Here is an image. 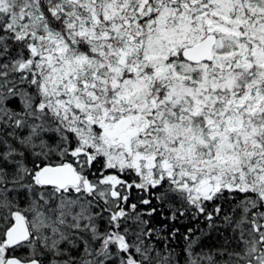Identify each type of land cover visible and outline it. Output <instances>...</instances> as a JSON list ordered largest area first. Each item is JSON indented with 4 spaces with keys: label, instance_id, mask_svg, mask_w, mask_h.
Instances as JSON below:
<instances>
[{
    "label": "rangeland",
    "instance_id": "rangeland-1",
    "mask_svg": "<svg viewBox=\"0 0 264 264\" xmlns=\"http://www.w3.org/2000/svg\"><path fill=\"white\" fill-rule=\"evenodd\" d=\"M56 1L62 2L59 10L56 8L60 15V20L59 18H54L53 22H58L65 30L71 26L68 23L76 22L75 25L80 26L79 29L81 31H75L76 33L74 29H71L75 33L69 38L72 44L76 43L79 37L86 38V41L91 39L89 45L82 46V51H86L89 55L100 56L102 54L104 55L103 59L115 56V61H117L124 53L132 55L134 47L133 45H128L127 42L133 35H125L123 37L122 50L115 55L110 52V47L104 43L105 41H101L103 50L101 46L89 49L91 44L100 41V37L106 38V36L97 37L94 34V30L97 29L95 28L96 25L98 29L103 27L102 22L99 21H111L105 13H98L97 17L91 16L92 9H90L89 4L92 7L93 0ZM123 1L124 6H126L127 1ZM137 1L139 12L142 14L150 13L149 5H152L151 3H148L147 0ZM254 2L251 3L248 0H187L183 3H153L154 11L156 12L153 21L150 25L144 26L148 29L146 31L143 30L142 35L135 37L138 39L135 41L140 46V52L139 59L135 65H128L126 69V78L130 79L125 81V85L121 86L117 92L113 90L109 95L110 98H114L113 103L116 114H113V117H117L122 115L121 111H125L129 105L132 108L134 107V99L130 100L129 97H137L136 94L142 92L141 100L144 103L142 111L140 112V107L142 106L137 105L136 111H131V113L142 115L152 123L151 130L145 133L147 141L140 143V145L148 144L153 150V152L146 155L148 160L153 161V169L148 168L149 164H144L140 170L148 185L150 181L154 184L159 180H163L164 177L169 179L176 177L184 180V192H189L192 197H197L202 195L198 186L199 180L207 179L210 181V189L215 190L220 186V179L222 178L213 174L215 170L218 174L222 171L235 174V170L240 167V164L235 163L231 158V154L228 155L229 162L223 163L224 168L220 166L224 159L219 156L218 150L219 148L227 149L228 145L222 143V141L223 136H231L230 127L223 116L221 133H213L209 122L212 115L209 112L213 110L215 103L221 101V106H216V112L224 114V111L228 108L225 100L227 99V102L230 101L236 88V82L244 81V78L249 75L246 73V68L242 67L248 56L245 42L257 39L259 43L255 52L257 54V62L261 63L263 61L261 54H264V49L262 46L260 47V35L263 33L264 26L255 30L251 28L250 31L246 29L249 27L247 22H243L240 19L241 16L248 18L254 14L264 15V0H255ZM121 10L122 7L118 12ZM29 14L28 10H23L22 13L16 14L12 8H9V5L7 6L5 2L0 0L1 25L4 23L9 29L20 27L9 38L11 47L14 48L19 43L17 41L23 40L25 50L31 51L30 58L27 57V59L24 57L20 58V53L17 56L10 54V51H13L11 48L3 49V53L0 55V119L6 121V125L12 124V130H17V146L26 148L32 156L37 154L47 156L52 155V151H55V154L57 151L58 153L62 152L60 149L64 143L66 144L68 134L62 136L61 139L57 138L56 147L50 144L46 145L44 140H40L38 129H44L43 124H41L42 119L39 118L40 111L38 109L40 105L36 110L33 108V104L31 105L30 99H28L26 92L23 91L24 88L21 86L25 80L22 82L21 80L23 78L28 80L36 78L43 88L51 91L57 90L65 82V90H68L70 85L75 82L79 72L85 77L86 67L91 69L89 78L91 82H101L100 74L102 71L98 68V65L97 67L94 65L96 61L89 60L87 54L82 55L80 53L76 55L77 52H75V55H73L74 46H65L62 41H59L58 33L50 36V31L46 29L48 27L44 29L47 36L36 35L34 40H31L30 33L27 34L25 28H22L21 31L23 25L29 24ZM52 16H56L53 15V10L50 11L47 17L50 18ZM39 17L41 18V15ZM255 17L257 20L261 18L258 15ZM82 18L84 19L82 20ZM111 22L112 25H120L121 13L114 15V22ZM232 24L242 28L232 29ZM207 33H215L217 35V42L214 48L216 62L214 60L211 67H200L201 75L198 80L184 77L185 71L181 67L178 69L179 73H177L175 65L178 64L180 66L179 50L185 45L199 41ZM5 41L6 39L1 38V43ZM236 53L237 58L235 59ZM117 71L120 70L117 69ZM15 73H18L17 75L21 74V76H15ZM70 73H75L74 76L71 75L72 78L69 76ZM209 92L210 94L207 95ZM187 98L189 106L186 105L184 100ZM14 100H16L17 106L11 107L10 103L14 102ZM58 103L60 105V102L52 101L49 105ZM42 105L46 106L44 103ZM173 108L179 110L176 115H172ZM194 108L195 112L193 111L188 115L187 113ZM78 110H80V114L84 115L85 111L83 112L79 108ZM79 112L76 114L77 119L74 115L68 120L69 124H72L69 125V128L74 129L76 128L75 126L91 128L93 124L81 120ZM100 115L99 112L97 117L100 118ZM190 116L192 119H189L191 118ZM198 117L201 119L200 123L197 120H193ZM184 119L186 122H183ZM202 124L203 126L200 128ZM22 131L26 132L23 134ZM253 133L258 132L247 131L245 135L248 136ZM70 134L72 138L82 145H99L105 141L102 134L100 139L96 141L79 138L78 134ZM204 135L207 138H204ZM13 137H15L14 134ZM209 138H214L217 142L216 145L210 146L206 144L205 140ZM41 148L43 149L40 151ZM141 148L143 147L141 146ZM66 151L67 148L65 149ZM9 153H11L10 149ZM12 155L14 158L17 157L14 154ZM110 156L112 166L122 170L127 169L124 167V161L120 153L115 151L112 155L110 153ZM10 166H12L11 171L7 170L5 172L0 169V200L9 198V194L12 192L20 191L22 184L27 181L24 179L25 169L23 165L16 162L14 165L10 164ZM137 170L139 169L137 168ZM127 171L129 173L134 172L133 169H127ZM11 174L12 176H10ZM68 199L74 200V198L69 196L63 198L52 193L36 195V197L32 193L30 194L29 206L26 211L29 214V225L31 227V223H33L34 230L31 227L33 239L26 246L27 253L41 254L43 251L48 250V247L55 248L62 241L69 239L70 234L62 233L58 226L63 224L65 220V216L59 218L60 215H63L62 213L57 212L58 216L54 217L51 223L47 222L50 218L44 215L47 206L56 210L59 206L69 205L70 201ZM8 208V205H1L0 215H3ZM71 210L72 206L66 207L65 213ZM126 219L128 224H133L132 217L126 216ZM55 223L58 224L55 225ZM250 229H257V227L253 226ZM64 242L70 243L68 241ZM245 244H249V246L246 247V254L243 255L244 263L238 264H245L251 254V250L255 248V245L248 240ZM85 260L87 261L88 258H85ZM57 261L61 264H66L61 260L57 259ZM246 264L250 263L246 262Z\"/></svg>",
    "mask_w": 264,
    "mask_h": 264
},
{
    "label": "flooded vegetation",
    "instance_id": "flooded-vegetation-1",
    "mask_svg": "<svg viewBox=\"0 0 264 264\" xmlns=\"http://www.w3.org/2000/svg\"><path fill=\"white\" fill-rule=\"evenodd\" d=\"M126 1V6H124L123 0H93L92 7L89 4L90 9H92L91 16L93 17H97L98 13H105L108 19L110 18L111 21L114 22V15L121 13L120 25H112L111 21H99L97 19L99 22H102L103 27L98 29L96 25L95 28L97 29L94 30L96 36L111 37L108 39L110 46L112 49H116L117 53L122 50L123 37L125 35H133L127 42L128 45H133L134 47L132 55H130V53H124L117 61H115V56H113L107 58L105 62L107 66V73L105 76L107 84L103 87V89L106 90L103 104L100 108L102 117L95 128L100 137L101 134L103 135L105 141L96 145V148L95 145L86 144L84 145V149H80L78 145L81 143L73 138L72 140H67L66 144L64 143V145H62L60 150H62L64 156L56 155L53 153L55 151H52V155H42V157L33 156L35 158L32 165L29 163V158L24 157L23 160V168L25 169L24 179L27 181L21 186V192L23 194L22 214L28 224L29 214L26 209L29 206L31 193L35 197L36 195L52 193L62 196L63 198L66 196L74 198V200L68 199L70 201L69 205L59 206L56 210L47 206L44 215L50 218L47 220L48 223H51L52 219L58 216L57 212L63 214L60 215L59 218L65 216L64 223L58 226L62 233L70 234L69 239L64 240L70 243L67 244L62 241L59 245H74L77 249L78 258L81 259H70L67 258L68 256L63 257L62 255L64 252L57 250L56 247H48L50 252L45 250L41 254L31 255L27 253L29 257L36 258L39 264H61L57 259L66 264H110L111 260H114V263L123 264V257L126 254V241L136 244L139 240V237L132 235L135 228L127 231L128 227L132 224L127 223L126 210L137 207L136 205L128 203L133 197L138 198V194L144 193L143 189L145 190V187L151 186L152 188H156L151 181L148 185L145 181L146 178L141 175L140 171L144 164H149L148 168L153 169V161L146 158L147 153L153 152V150H151L148 144L140 145V143L147 141V135L145 133L151 130L152 123L142 115L131 113V111H136L137 105L142 106L140 107V112L142 111L144 105L141 100L142 92L136 94L137 97H129L130 100L134 99V107L132 108V106L129 105L125 111H121L123 114L117 117H113V114H116L113 103L114 98H110L109 95L113 90L117 92L121 86L125 85V81L130 79L126 78V69L128 65H135L139 59L140 52V46L136 43L135 40L137 38L135 37L142 35V31L148 29L144 26L150 25L153 21L156 13L153 3H183L187 0H147V2L152 5L148 4L150 13L145 14L138 11L139 4L137 0ZM248 1L255 3V0ZM106 2H108V4H106ZM121 7L122 10L118 12ZM256 15L261 16V18L257 20L255 17ZM240 19L243 22H247L249 27L246 29L250 31L251 28L255 30L258 27L264 26L263 14H254L248 18H243L241 16ZM234 20L233 22H235ZM239 28L242 27H237L236 24H232V29ZM263 36L264 27L263 33L260 35V47L262 46L264 49ZM104 39L102 38L100 40L102 42L106 41ZM102 42L101 45H103ZM245 43L248 56L245 63L242 64V67L246 68V73L249 75L244 78V81L236 82V88L230 101L227 102V99L225 100L228 108L224 111V114L216 112V106H221V101L214 104L213 110L209 112L212 115L209 122L212 126L213 133L220 134L223 129L222 118L224 116L230 127V142L231 145H233L235 156L238 157L241 162L246 163L245 171L235 172V177L238 180L237 185H239V180L241 183L242 181H246L244 193L246 194L247 206L244 208L245 212L243 213L248 220V230L250 234L241 237L240 240H244V246L246 247L249 246V244H245L247 240L255 245V248L251 250L249 263L264 264V54H261L263 61L258 63L257 54L255 53L256 47L259 44L257 39H251L249 42ZM180 56L181 51L179 50V57ZM213 57L215 59L213 58V61L209 64H191L189 62L180 61V66L178 64L175 65V71L179 73L178 69L181 67L185 71L184 77L198 80L201 75L199 68L202 66L211 67L214 60L216 62V55L214 54ZM236 58L237 53L235 55V59ZM116 68L120 71H117ZM100 77H104V74L101 73ZM138 78L141 79L140 77ZM107 85H109L111 89L107 88ZM209 94L210 92L207 95ZM184 100L186 101V105L189 106L188 98ZM193 111L195 112V108L187 114L189 115ZM178 112L179 110L174 109L172 115H176ZM121 118H125L127 121V128L123 132H119L114 128L116 121ZM199 118L200 117L194 118L193 120H197L200 123L201 119ZM189 119H192V117ZM183 122H186L185 119ZM202 126L203 124L200 128H202ZM6 129L11 133L12 124H7ZM247 131L258 133L246 136L245 133ZM87 135L86 139L93 140L92 133H87ZM56 138L57 136L50 140L51 146H57ZM204 138L207 137L204 135ZM141 146L143 148H141ZM66 148L67 151L65 152ZM115 151L122 156L124 167L128 170L133 169L135 171L134 174L129 173L127 169L122 170L112 166L110 163V153L112 155ZM53 157H55L56 160H52V162L51 159ZM61 165L71 166L78 174L79 182L73 185H66L64 188H58L50 185H41L36 181V175L41 168L45 166ZM137 168L139 169V173L136 171ZM135 175H138V177ZM168 183L173 184L172 179L168 181ZM229 183L234 185V183ZM234 188L237 189V187ZM224 192L239 193L240 191L226 189ZM209 195V198H213L208 201L214 200V193H210ZM70 206H72V210L65 213V208ZM202 206L203 205H200L198 208L201 210ZM216 219L220 220V217L217 216ZM58 223H55V225ZM33 226V223H31V227ZM253 226H256L257 229L251 230L250 227ZM32 239L33 233L28 243H30ZM184 239V241H186L189 238L186 237ZM188 254L192 256L189 250ZM85 258H88V260L86 261ZM251 258L254 262H250ZM128 264L132 263L128 261ZM189 264H195V260L192 259Z\"/></svg>",
    "mask_w": 264,
    "mask_h": 264
},
{
    "label": "trees",
    "instance_id": "trees-1",
    "mask_svg": "<svg viewBox=\"0 0 264 264\" xmlns=\"http://www.w3.org/2000/svg\"><path fill=\"white\" fill-rule=\"evenodd\" d=\"M1 1L5 2L7 6L9 5V8H12L16 14L22 13L23 10H28V12H30L28 16L29 24L23 25L21 31L22 28H25L26 33H30L29 36L31 40H34L36 35L42 37L47 36L44 29L48 27L46 29L50 31V36L58 33L59 41H62L65 46H74L73 55H75V52H77L76 55L80 53H82V55L87 54L86 51H82V46L89 45L91 39L86 41V38L82 37V39L79 37L78 40H76L77 42L73 44L69 39L73 34L81 31L79 29L80 26L75 25L76 22L72 24L68 23L71 26L66 30L63 29L58 22H53L54 18H59L60 20V15L56 8L59 10L62 2L56 0H44L43 2H37L36 0ZM51 10H53V15L56 16L48 18L47 16L50 14ZM77 10L80 11L79 9ZM39 15H41V18ZM83 19L84 18H82V20ZM19 29L20 27L9 29L4 23L0 26V55H2L3 49L11 48L13 51H10V54L17 56L19 55L18 53H20V58H30L31 51L25 50L23 40L17 41L19 43H17L14 48L10 45V36ZM71 29H74V32H76H72ZM1 38L6 39V41L1 43ZM99 39H101V37ZM105 44L110 47L112 52L117 54L116 49H112L108 43ZM100 46L103 50V46L98 43L92 46L90 45L89 49H91V47L96 48ZM87 56L90 61H96L94 65L96 67L98 65V68L103 72L105 77L106 73L102 70V66L105 65L106 61V59H103L104 55L101 54L97 56L94 54H87ZM29 64L31 66L30 62ZM89 68L90 67L85 68V77L81 72L78 74L76 73V80L70 85L68 90H65V82H63L57 90L51 91L43 88L42 84L36 78L29 80L23 78L21 80V82L25 80L22 82L21 86L24 88L23 91L26 92L28 99H30L31 105L33 104V108L36 110L39 105L41 106H39L38 109L40 111L39 118L42 119L41 124H43L44 129H38V135L40 140H44L46 145H49L50 140L54 139L56 136L61 139L62 136L68 134V140H72L73 138L70 133L78 134L79 138H86L88 136L87 133L94 131L93 127L86 128L75 126L76 128L74 129L69 128V125L72 124L68 122L74 115L76 118V114L80 111L78 108L82 109L83 112L85 111L84 115L79 112L81 120L84 121L89 118L96 121V116L98 114L97 103L101 97V91H104V81L91 82L89 80L91 69ZM17 74L18 73H15V76H21V74ZM74 74L75 73H70L69 76L72 78L71 75L74 76ZM52 101L60 102V105L58 103L50 106L49 103ZM15 102L16 100L10 103V106H17ZM42 103L46 106H43ZM6 126V121L0 119V169L5 172L7 170L11 171L12 166H10V164L14 165L16 162L23 164L24 157L29 158V163L32 165L35 157H33L26 148L17 146V130H12V132L9 133ZM22 132L24 134L26 131ZM13 134L15 137H13ZM26 135H28V133H26ZM94 138L92 133V139L94 140ZM80 146H82V144H80ZM9 149L11 153H9ZM42 149L43 148H41L40 151ZM53 153L55 154V152ZM12 154L17 157L14 158ZM56 154L62 155V152L58 153L57 151ZM35 156L42 157V154H37ZM52 160L55 161L56 158L53 157L51 161ZM245 185L246 183L243 184V187H245ZM143 192L144 193L140 195L138 194V198L133 197L128 203L136 205L137 207L126 210V216L132 217L133 220V224L128 227L127 231L135 228L132 235L139 237L136 245L140 247L142 252H145L143 257L141 255L137 256L139 263H149L153 255L159 258L157 263L163 262L165 264H189L192 259L195 260V264L244 263L243 255L246 254V246H244V240H240V238L245 237L246 234L249 233L248 220L243 213L245 212L244 208L247 206L245 199L246 194H241L240 192H223L216 195L212 201H202L199 199L191 200L189 199V193L183 191V184L178 182L176 177L173 178V184H165L163 182L156 188L147 186L145 190L143 189ZM22 196L21 190L10 193L9 198L0 200V209L1 205L5 204L8 205V210L15 209L21 211L23 208ZM200 205H203L201 210L198 208ZM217 216L220 217V220L216 219ZM5 228V225L0 227V261L5 258V256L11 254L21 260H26L29 255L26 253V248L24 246L16 248L10 253L3 247L4 230L2 229ZM186 237L189 239L184 241ZM188 250L191 252L192 256H189ZM62 256L67 257L65 253H63ZM80 259L81 258H78V260ZM123 261V264H128L127 260L123 259ZM246 262H249V258ZM250 262H254L252 258ZM110 264L118 263H114V260H111Z\"/></svg>",
    "mask_w": 264,
    "mask_h": 264
},
{
    "label": "water",
    "instance_id": "water-1",
    "mask_svg": "<svg viewBox=\"0 0 264 264\" xmlns=\"http://www.w3.org/2000/svg\"><path fill=\"white\" fill-rule=\"evenodd\" d=\"M42 1V0H39ZM215 36L207 35L198 43L182 49V58L190 63L197 64L200 62H210L212 60V48L215 44ZM126 121L122 120L116 125V130L124 131L126 129ZM79 181L78 176L69 166L45 167L38 174V182L50 184L63 188L66 185H72ZM207 184L206 181L201 182V187ZM208 193V191H207ZM13 225L5 232L4 245L8 249L22 244L29 238V231L26 223L19 213H14ZM4 264H38L37 261H21L16 257H8Z\"/></svg>",
    "mask_w": 264,
    "mask_h": 264
},
{
    "label": "bare ground",
    "instance_id": "bare-ground-1",
    "mask_svg": "<svg viewBox=\"0 0 264 264\" xmlns=\"http://www.w3.org/2000/svg\"><path fill=\"white\" fill-rule=\"evenodd\" d=\"M152 245V243H151ZM57 250L63 251L70 259H78V253L77 249L75 248L74 245H69V246H61L58 245L56 247ZM144 251L140 249V247L134 243H131L129 241H126V254L123 257V259L128 260L132 264H141L139 263V260H137V256H142L144 255ZM159 258L157 256L153 255L152 260L149 261L150 264H165V263H157ZM146 263V264H149Z\"/></svg>",
    "mask_w": 264,
    "mask_h": 264
}]
</instances>
